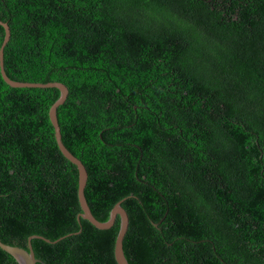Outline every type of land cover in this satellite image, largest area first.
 Wrapping results in <instances>:
<instances>
[{
  "label": "trees",
  "instance_id": "trees-1",
  "mask_svg": "<svg viewBox=\"0 0 264 264\" xmlns=\"http://www.w3.org/2000/svg\"><path fill=\"white\" fill-rule=\"evenodd\" d=\"M0 20L11 79L67 86L61 140L98 220L124 198L129 264H264V0H0ZM59 93L0 75V240L80 230L35 257L117 264L119 218L77 221Z\"/></svg>",
  "mask_w": 264,
  "mask_h": 264
},
{
  "label": "water",
  "instance_id": "water-1",
  "mask_svg": "<svg viewBox=\"0 0 264 264\" xmlns=\"http://www.w3.org/2000/svg\"><path fill=\"white\" fill-rule=\"evenodd\" d=\"M0 25L4 29V36L2 39V42L0 44V75L4 82L8 84L11 87H39V88H49L54 87L59 90V96L58 98L49 106L48 109V118L49 121L53 127V133L55 142L57 145L58 150L60 153L72 164L75 165L78 175L77 180V199L80 206V212L77 214V221L79 222L80 219H85L89 221L93 226H95L98 229H107L110 228L116 218H119V228L117 235L115 237L114 241V258L117 264H129L123 251V238L125 236V233L128 228L129 218L126 210L121 206V202L124 200L120 199L117 201L113 207L111 208L109 212V217L105 221L98 220L91 212L90 207L87 203V200L84 195V188L87 181V170L85 168V165L83 162L76 157L62 142L61 140V132L60 127L57 120L56 115V109L59 105L63 104L65 99L68 95V88L67 86L60 82V81H48V82H28V81H17L11 79L5 72L4 69V62H3V51L4 47L7 44L9 37H10V28L7 22L0 20ZM155 226H157V223H154ZM80 230L75 232L67 233L66 235H63L55 240H50L49 238L39 235V234H32L28 236L27 238V248H23L16 245H11L4 243L0 240V248L10 254L17 262L18 264H35L36 262H39L41 264H44V262L35 257L32 245H31V239L32 238H39L46 242H52L55 243L62 238L69 236L71 234H77Z\"/></svg>",
  "mask_w": 264,
  "mask_h": 264
}]
</instances>
